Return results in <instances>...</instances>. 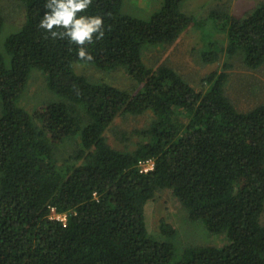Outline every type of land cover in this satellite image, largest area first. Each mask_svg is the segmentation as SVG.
I'll return each mask as SVG.
<instances>
[{
    "label": "trees",
    "instance_id": "obj_1",
    "mask_svg": "<svg viewBox=\"0 0 264 264\" xmlns=\"http://www.w3.org/2000/svg\"><path fill=\"white\" fill-rule=\"evenodd\" d=\"M130 1L92 0L78 13L103 17L88 61L39 27L48 0H0V32L8 11L22 16L0 53V264H264V102L239 111L226 72L208 73L203 90L158 61L192 26L205 63L220 59L219 31L225 55L239 51L258 69L264 2L236 18L225 8L231 0H214L197 18L184 11L189 0H157L153 11ZM76 64L104 76L89 82ZM33 69L49 96L26 111L19 101ZM115 70L137 88L115 85L106 77ZM145 115L142 127L115 124ZM108 132L124 144L111 145ZM163 191L221 243L181 247L165 219L152 234L147 206Z\"/></svg>",
    "mask_w": 264,
    "mask_h": 264
},
{
    "label": "rangeland",
    "instance_id": "obj_2",
    "mask_svg": "<svg viewBox=\"0 0 264 264\" xmlns=\"http://www.w3.org/2000/svg\"><path fill=\"white\" fill-rule=\"evenodd\" d=\"M156 1L132 0L130 1V5L136 3L142 9L153 11ZM263 2L264 0H231L226 6L225 4L223 6L227 9L229 16L243 18L247 15L246 13L253 11L258 4ZM214 3L216 4L214 0H189L185 4L184 11L195 14L196 17L204 16L206 11L213 8ZM8 12L10 16L6 19L4 27L0 32L1 54H4L3 42L5 38L10 31L19 27L22 19L19 9ZM225 38V32L219 33L218 31V33H215V39L221 42V45L218 44L216 46L217 49L221 48L218 51L220 59L213 64L205 63L201 52L206 50L207 47L203 45L201 30L191 26V29L185 30L172 46H169L166 50H161L163 52L158 57V61L159 63L165 61L167 64H172L174 69L186 81L198 89L203 87L202 80L208 73L213 71L217 73L226 72L227 81L225 84V92L235 107L239 111L244 112L264 102V64L258 69H250L246 62L244 63V57H242L239 51L225 55L223 52L226 46ZM74 67L77 73L87 77L85 79L89 82H91L89 79H99L104 76L102 70L94 68L90 64H76ZM106 77H110L113 83L119 87L127 88L131 86L137 88L122 70H115ZM204 88L206 86L203 87V90ZM48 96L49 93L44 87L43 73L37 69H33L30 72L28 86L19 101V105L21 104L20 106L24 107L26 111H30L37 104L43 103L41 101ZM51 99H55L54 94H51ZM115 124L121 127L126 126L125 128H130L129 126L132 125L142 127L147 124V116H128L125 119L118 118L115 120ZM106 136L108 137V142L113 146H122L124 144L120 140H117L111 132H108ZM146 216L152 234L157 233L160 219H165L167 222L173 224L177 230L178 244L181 247L188 245L203 247L217 245L223 239L222 236L207 231L204 223L200 220L189 218L186 211L181 209L180 204L172 194L166 191L160 193L154 202L149 203Z\"/></svg>",
    "mask_w": 264,
    "mask_h": 264
},
{
    "label": "clouds",
    "instance_id": "obj_3",
    "mask_svg": "<svg viewBox=\"0 0 264 264\" xmlns=\"http://www.w3.org/2000/svg\"><path fill=\"white\" fill-rule=\"evenodd\" d=\"M91 5L92 0H48L45 7L50 11L45 13L39 27L53 38H67L78 46L79 59L91 61L93 57L87 52L86 45L94 43V36L97 40L104 36L103 17L78 15L86 12ZM54 28L63 31H54ZM55 218L66 219L64 214L56 215Z\"/></svg>",
    "mask_w": 264,
    "mask_h": 264
},
{
    "label": "built area",
    "instance_id": "obj_4",
    "mask_svg": "<svg viewBox=\"0 0 264 264\" xmlns=\"http://www.w3.org/2000/svg\"><path fill=\"white\" fill-rule=\"evenodd\" d=\"M138 165H139L140 171H143V172H148L153 168V163L151 160L140 161Z\"/></svg>",
    "mask_w": 264,
    "mask_h": 264
}]
</instances>
